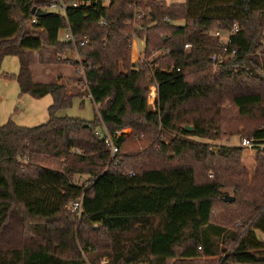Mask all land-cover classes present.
<instances>
[{
  "label": "trees",
  "instance_id": "obj_1",
  "mask_svg": "<svg viewBox=\"0 0 264 264\" xmlns=\"http://www.w3.org/2000/svg\"><path fill=\"white\" fill-rule=\"evenodd\" d=\"M58 1L80 3L37 18L42 2L0 0V66L17 57L20 93L53 100L45 124L0 125V234L18 211L42 239L0 244V264H85L81 251L91 264H264V0ZM233 25L226 44L208 35ZM66 28L75 44L59 40ZM133 38L143 44L135 63ZM43 47L82 57L73 66L98 105L92 121L56 116L73 95L33 81L25 50ZM213 54L226 57L218 68ZM233 136L239 144L224 143ZM76 200L79 216L65 210Z\"/></svg>",
  "mask_w": 264,
  "mask_h": 264
},
{
  "label": "rangeland",
  "instance_id": "obj_2",
  "mask_svg": "<svg viewBox=\"0 0 264 264\" xmlns=\"http://www.w3.org/2000/svg\"><path fill=\"white\" fill-rule=\"evenodd\" d=\"M43 3V6H49L52 3L57 2L58 0H37ZM184 1V0H183ZM185 2V1H184ZM183 2V3H184ZM51 10H56L52 8ZM60 11V10H56ZM173 23H182V21H175ZM30 24H24V30H30ZM59 40H62L64 37V30H60L59 32ZM134 40V38H133ZM132 40V41H133ZM139 43V46H142V42L139 39H136ZM262 43L264 46V30L262 35ZM160 53V50H154L152 52V57H157ZM222 60L225 62L226 57L222 55ZM31 60L30 71L33 74V81L35 82H57L59 77L62 76V83L66 86L67 92L73 95L71 99L70 105L65 109H60L57 111V117H71L78 118L86 121H92L94 119L96 110L98 105L94 104L90 99L88 94V90L84 82L80 81V77L76 74V70L73 66L75 62L79 63L78 68L81 70L80 62L82 61V57L78 54L75 47H71L63 50V52L59 55L54 52V49L51 47H45L40 52H34L29 56ZM20 69L19 60L15 56H6L0 66V125L6 123L8 120H11L14 124L23 127H36L42 124H45L48 119V108L52 104L53 100L50 95L43 96L41 98H34L28 93L21 94L18 83L14 77V75L18 74ZM214 70V68H213ZM82 77V75H81ZM154 85L149 86V94L147 102L153 108L155 92L153 89ZM100 131V128H97ZM102 130V128H101ZM104 132L107 134L106 137L112 138L108 135V131L103 127ZM102 130V131H103ZM132 130L130 128H125L116 132L117 136L124 134L125 136H129ZM159 136V135H158ZM157 136V137H158ZM164 142L168 141L164 135L161 137ZM240 138L238 136H233L228 139L225 144L229 145H237L239 144ZM223 141L212 142L211 145H220ZM145 147L144 144L139 143L138 150H143ZM211 150H216L215 146H211ZM212 174H208L211 176ZM74 182L78 184H82L88 186V176L87 175H74ZM222 193L227 195L232 194V190L230 188H222ZM70 203H68L65 207V210L71 212L72 214L78 215L79 213L72 211L69 208ZM16 211L14 215L9 219L5 228L2 230L0 234V244L2 247L8 248H19L23 246L36 247L37 243H41L42 239L33 234L31 230H28L21 221V215ZM260 237L262 235L258 233ZM222 245H219V257L223 255L221 252ZM82 255L85 257V264H91L88 254H84L81 251ZM90 255V254H89ZM91 256L95 257V253ZM100 259V260H98ZM97 264H105L106 257L96 258L94 259Z\"/></svg>",
  "mask_w": 264,
  "mask_h": 264
},
{
  "label": "built area",
  "instance_id": "obj_3",
  "mask_svg": "<svg viewBox=\"0 0 264 264\" xmlns=\"http://www.w3.org/2000/svg\"><path fill=\"white\" fill-rule=\"evenodd\" d=\"M100 2L103 4V5H108V3L110 2V0H100ZM80 2L79 1H73V2H70V3H64V2H59V5L57 2L55 3H52L51 5L49 6H46L44 7V9H58L60 10L61 12L64 11L66 9L67 6H72V7H77L78 4ZM166 20H169L168 18H166ZM34 21V20H33ZM101 23H103L101 21ZM238 30V27L237 25H233L229 30H226V31H221V30H210L208 31V35L211 36V37H215V38H218L219 41L222 43V44H226L228 41H229V37L230 35L234 34L236 31ZM64 41H71L73 44L76 43L77 39H75L72 34H71V31L69 30V28H66L64 30V37L63 39ZM185 47H188V45H186ZM210 61L212 63V66L214 68H218L220 67L224 61L222 60V56L219 55V54H213L210 56ZM177 71H179L180 69H176ZM104 143L106 145V147L109 148L112 156L116 155L118 153V148L116 147V145L113 143V141L106 137L104 139ZM241 144L246 146V145H249L250 142L248 140H242L241 141ZM69 208L74 211V212H77V213H80V209H81V200H76V201H72L69 205Z\"/></svg>",
  "mask_w": 264,
  "mask_h": 264
},
{
  "label": "crops",
  "instance_id": "obj_4",
  "mask_svg": "<svg viewBox=\"0 0 264 264\" xmlns=\"http://www.w3.org/2000/svg\"><path fill=\"white\" fill-rule=\"evenodd\" d=\"M163 1H165L168 5H170V4H176V3H183L185 0L184 1L183 0H163ZM178 24H181V23H178ZM44 48L45 47H43L41 50H38V51H28V50H25V54H26V56H27V58L29 60V65L31 64V60H30L29 56L31 54H34V52H40V51H42ZM142 51H143V44L140 47L138 41L136 39H134L132 41V46H131V61L133 63L137 62L139 59L142 58ZM32 77H33V74H32ZM58 77H59L58 79H60V80H58L57 82L58 83L59 82L62 83L61 82L62 81L61 80L62 79V76L60 75ZM153 89H154V92H155V86H153Z\"/></svg>",
  "mask_w": 264,
  "mask_h": 264
},
{
  "label": "water",
  "instance_id": "obj_5",
  "mask_svg": "<svg viewBox=\"0 0 264 264\" xmlns=\"http://www.w3.org/2000/svg\"><path fill=\"white\" fill-rule=\"evenodd\" d=\"M31 13L35 16V17H37V18H40V17H42V16H45V15H48L50 12L49 11H47V10H45V9H42V8H39V7H33L32 9H31ZM190 128V127H189ZM191 129V128H190ZM234 200V197L233 196H231V195H225L224 196V201H226V202H231V201H233Z\"/></svg>",
  "mask_w": 264,
  "mask_h": 264
}]
</instances>
